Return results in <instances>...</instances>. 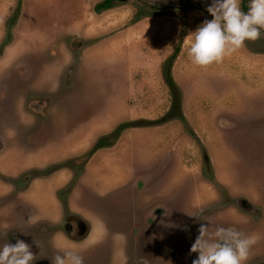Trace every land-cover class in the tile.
I'll return each mask as SVG.
<instances>
[{"label": "rangeland", "instance_id": "374dc122", "mask_svg": "<svg viewBox=\"0 0 264 264\" xmlns=\"http://www.w3.org/2000/svg\"><path fill=\"white\" fill-rule=\"evenodd\" d=\"M102 1L0 0V207L19 206L28 182L66 169L60 195L80 187L74 214L90 226L86 258L109 246L115 264L155 257L159 245L162 264L178 263L174 235L198 234L200 224L263 231L264 31L221 62L196 66L185 42L211 19V0H111L96 9ZM177 46L171 75L184 119L161 121L172 98L166 60ZM141 120L158 123L126 127L88 155L120 123ZM105 179L115 188L102 191ZM42 181L38 194L54 191V177ZM14 219L0 213L2 239L33 246ZM98 220L108 229L96 231ZM13 230L19 237L9 241Z\"/></svg>", "mask_w": 264, "mask_h": 264}, {"label": "clouds", "instance_id": "9594fccd", "mask_svg": "<svg viewBox=\"0 0 264 264\" xmlns=\"http://www.w3.org/2000/svg\"><path fill=\"white\" fill-rule=\"evenodd\" d=\"M206 10L211 19L202 22L185 42L186 56L193 65L219 63L264 31V0H248L246 11L241 9L240 0H211ZM188 215L198 219L196 213ZM256 240L255 235H244L232 227L218 226L209 232L207 224H200L189 249L197 253L191 264H244ZM89 244L79 248L70 243L57 245L51 264H84L81 252ZM33 260L30 245L24 240L0 244V264H32Z\"/></svg>", "mask_w": 264, "mask_h": 264}, {"label": "flooded vegetation", "instance_id": "af4514ba", "mask_svg": "<svg viewBox=\"0 0 264 264\" xmlns=\"http://www.w3.org/2000/svg\"><path fill=\"white\" fill-rule=\"evenodd\" d=\"M66 214H64L60 222H58L57 224H51L48 222H38L35 224L36 227L38 225L37 228L34 226L29 230H22L28 232L27 236L33 238L31 239L32 240L31 243L32 244L34 243L33 246L35 245L36 242L38 244L37 251L33 250L34 260L32 264H51V261L58 250L56 247L57 245L67 244V242L77 246L78 248L84 245V243L82 242L88 235L90 231V226L86 223V233L80 234V223L85 221L74 213L68 212V214L67 215ZM57 225L58 227L60 225L59 228L60 230L57 229L56 227ZM43 226H46L47 228L44 229L42 228ZM235 229L237 231H240L241 233L245 232L248 234H250L252 231V230L244 231V229H239V228H235ZM58 232H60V234H58ZM257 232L259 231H252L251 234ZM263 233H264V229L263 231H261V234ZM57 234L60 240L57 239ZM197 235L198 234L194 235L193 233L188 234L187 238L185 239H180L179 238L181 237L180 235L177 236L174 235V238L176 237L175 240L177 246H175V248L171 250L170 252L171 254L169 255L172 256V258H179L178 263L175 264H191L192 260L196 258L197 256L196 252L188 251L186 254V259L181 261V258L183 257L182 250L185 248H188L189 250L191 243L194 241ZM7 237L10 238L8 240L11 241L19 237V234H16V231L13 230L8 234ZM4 242H6V239L4 240L0 236V244H3ZM33 246L31 245L32 249ZM260 247L261 246L258 243L257 245L253 244L251 246L249 250V256L247 260L244 261V264H264V245H263V250ZM154 252L157 254L155 257L151 255L147 256L144 253H142L144 255L141 256L140 258L141 262L139 263L135 262V264H162L161 259L163 260L164 258V252L162 246L159 245L158 247H156V250ZM81 255L84 257V264H115L109 246L102 247L101 251L95 252V255H89V258H86L85 248H84L83 251L81 252ZM130 259L131 260L127 262L128 260L125 258V260L120 262V264H132L133 260L131 257Z\"/></svg>", "mask_w": 264, "mask_h": 264}, {"label": "crops", "instance_id": "0c3cea01", "mask_svg": "<svg viewBox=\"0 0 264 264\" xmlns=\"http://www.w3.org/2000/svg\"><path fill=\"white\" fill-rule=\"evenodd\" d=\"M108 148H110V147H108ZM102 150H103V148L98 150V151L102 152ZM97 152L92 155V158L96 154L99 153V152L98 153ZM104 158H105L104 159V161H105L107 159V156H105ZM36 162H38V163H36V165H34V166H37V165L42 166L43 163H45L42 161H36ZM90 165H91V162H90ZM55 176H57V178ZM53 177H54V179L57 180L55 185H54V191H52V192L42 191L41 194H38L40 187L46 183L42 180L50 179ZM44 179L40 178L38 180L28 182L29 183L28 189L25 191H20L18 193V196H17L18 199H16V200L19 202V206H16V204L13 201L12 202L9 201L7 203H4L0 207V210H1L0 213L8 216L9 218H11V220H15L16 222H18V220L14 219V217L15 216L19 217L18 225H19L21 230L31 229L32 225H33L31 223H34V226L38 222H48L51 224H57L61 220V218L64 216V214H66L67 211H70V213L77 212L76 208H74V207L78 206V205H76V200H77V196L79 195V189H80L79 185L78 184L75 185L73 187V190L71 191V193H65V195H63V197H62V195H60V192L65 189L66 182L69 179L66 169L55 171L52 175H50ZM84 180H85V177L83 176L81 181H84ZM114 180L117 181V177H115ZM117 182L112 184V183H110L109 180L105 179V181L102 182V185H99L98 187L101 186L100 189L102 191H105L106 189L110 188L112 185H114V188H115V185L117 184ZM119 182H120V180H119ZM0 185H1V187H0V195H1L3 193L2 191L4 189H6V186H4L3 183H0ZM22 188H24V187H22ZM66 196H67V200L65 199ZM48 199H51V200H48ZM8 203L10 204V207L7 206ZM66 209H68V210H66ZM29 210H30V213L27 212ZM78 211H79V209H78ZM54 215H56V216H54ZM15 221L13 222V224L16 225ZM107 225H109V224H105V223H103V221H99V220L96 221V231L97 230L101 231L103 229H104V231L107 230L108 229ZM249 230H252V229H249ZM260 234H261V232H260ZM263 243H264V240H261V239L258 240V244H263ZM84 245H85V243H84ZM37 247H38L37 243H35L33 249L30 245V250L32 252H33V250L37 251ZM261 248L263 250V247H261Z\"/></svg>", "mask_w": 264, "mask_h": 264}, {"label": "trees", "instance_id": "16d2710c", "mask_svg": "<svg viewBox=\"0 0 264 264\" xmlns=\"http://www.w3.org/2000/svg\"><path fill=\"white\" fill-rule=\"evenodd\" d=\"M112 2L111 0H103L102 2H99L98 4H96L95 8L96 9H105V8H109L111 7ZM247 6H248V0H240V7L242 10L246 11L247 10ZM179 51V46H177L175 48V51L173 52V54H171V56H169V58L166 60V65H165V80L166 83L169 87V91L171 94V104L169 109L167 110V112L165 113V115L161 118V121H166L169 120L171 118H179L181 120L184 119L183 114L181 112V105H180V92L177 89V86L172 78L171 75V65L172 62L174 61L177 53ZM141 121H146V120H141ZM146 123L149 125L150 124H156L158 123V121H154V120H150L149 122H127V123H120L111 133H109L108 135H104L101 136L92 146V148L88 151V155H91L94 151H96L98 148L101 147H105V146H109L112 145L117 138L119 137V134L121 133V131L129 126H143L146 125Z\"/></svg>", "mask_w": 264, "mask_h": 264}, {"label": "water", "instance_id": "95a60500", "mask_svg": "<svg viewBox=\"0 0 264 264\" xmlns=\"http://www.w3.org/2000/svg\"><path fill=\"white\" fill-rule=\"evenodd\" d=\"M86 233V222L80 223V234Z\"/></svg>", "mask_w": 264, "mask_h": 264}]
</instances>
